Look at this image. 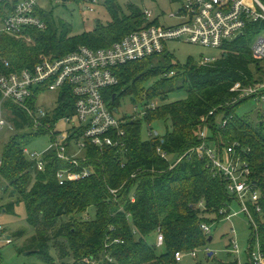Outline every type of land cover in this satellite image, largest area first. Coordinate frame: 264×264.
Masks as SVG:
<instances>
[{"label": "trees", "instance_id": "obj_1", "mask_svg": "<svg viewBox=\"0 0 264 264\" xmlns=\"http://www.w3.org/2000/svg\"><path fill=\"white\" fill-rule=\"evenodd\" d=\"M104 2L111 20L104 24L97 20L93 30L80 35L71 36L70 28L54 16V9L42 8L39 15L48 27L43 31L31 28V42L1 36L0 74L33 66L44 53L59 58L81 45L96 48L112 45L146 24L141 5L123 4L120 0ZM5 5L0 0V15L4 14ZM263 32L264 22H250L244 34L230 41L231 47L210 65L197 61L180 65L166 49L162 55L122 66L120 84L105 90L112 109L118 108L126 95L145 109L156 98L161 104L146 109L144 116L125 124L126 153L108 150L103 154L96 147H90L88 160L83 164L93 167V176L82 180L60 185L56 173L70 164L59 159L54 150L45 154L46 170L37 169V161L30 159L24 148L32 139L49 131L35 130L25 111L5 102L16 131L1 158L0 185L4 180L5 191L16 201L2 205L0 211H15L21 203L26 206L33 233L20 251L35 253L46 264H57V260L59 264H84L85 258L103 251H110L114 257L109 264H180L175 257L177 251L207 246L209 234L201 225H213L216 219L206 215L220 216L216 223L226 219L235 196L228 192L223 175L213 168L208 157L190 152L176 162L198 147L199 132L209 117L208 140L215 147L238 141L242 144L239 150L248 149L245 157L252 169V179L261 185L264 193V112L260 110L255 119L240 117L237 108L245 100H256V97L241 98L240 91L232 90L237 83L246 88L264 82V63L254 58L250 42L253 36ZM4 60L11 66L7 67ZM151 79L156 82L145 89L143 81ZM181 92L185 98L171 99L172 94ZM58 99V106L49 112L45 121L54 124L63 116L74 114L73 98L61 93ZM226 120L227 125L223 126ZM144 121L163 123L168 127L167 133L161 136L152 131L151 138L144 139ZM158 148L176 159L161 157ZM112 189L119 191L114 193ZM260 202L261 213L253 207L252 211L258 221V236L264 251V195ZM85 214H90V218ZM158 230L164 233L163 245L158 246L157 241L149 244L146 237ZM25 234L26 230H20L15 236ZM116 239L120 242H115ZM251 244H255L254 238ZM160 247L166 251L160 254ZM69 259L76 262L71 263ZM221 264H240V261L234 258ZM247 264L252 263L249 260Z\"/></svg>", "mask_w": 264, "mask_h": 264}, {"label": "built area", "instance_id": "obj_2", "mask_svg": "<svg viewBox=\"0 0 264 264\" xmlns=\"http://www.w3.org/2000/svg\"><path fill=\"white\" fill-rule=\"evenodd\" d=\"M133 3L134 0H124ZM51 0H10L6 2L3 15H0V48L1 36L31 42L29 33L31 28L43 31L48 23L39 15L42 8H46ZM101 0H87L91 11H95V5ZM180 4L179 9L170 13L172 25H159L153 22L155 10L142 6L143 18L146 25L126 34L122 39L103 48L81 45L73 52L52 58L47 54H41L38 62L22 70H14L0 74V134L5 128L15 131L12 122L4 114L8 109L5 102L18 106L32 119L35 130L47 129L51 136L50 146L45 152L30 151L24 148V153L37 161L39 171L46 170V152L54 150L59 159L66 160L70 167L57 171L60 185L67 182L82 180L93 176V167L84 165L88 160L87 150L94 146L103 154L108 150H114L117 154H124L128 150L127 129L128 121H135L142 116H119L112 109L105 97V90L120 84V68L129 63L149 59L153 56L164 54L171 41H184L198 44L207 49H223L224 46L244 30L250 22H264V3L260 0H171ZM254 58L264 63V32L252 46ZM219 57H203L199 62L202 65H210ZM7 67L10 62L4 60ZM171 72L170 75H174ZM233 91H240L241 98L247 96L256 97L264 103V82L242 87L237 83ZM57 92V99L64 94L74 99V114L61 117L56 123L45 121L49 112V101L42 97L47 92ZM37 97L34 99L36 93ZM60 94V95H59ZM37 99V100H36ZM35 100L37 101L35 103ZM34 102V104H33ZM158 105L151 101L146 109H154ZM143 109V110H142ZM141 108L143 115L147 113ZM214 111L210 114L212 115ZM63 126L58 127L59 124ZM209 117L205 118V126L199 132L198 147L191 149L177 159L180 162L183 157L196 151L200 155L208 157L212 164L225 179V185L229 193L235 196L241 204V212L248 216L254 231L255 244H250L249 260L252 264H264V251L260 245L258 236V221L253 214L252 207L257 213H261V198L264 195L260 184L252 179V169L246 159L248 149L238 147L242 144L238 141L228 146L214 147L208 140ZM227 125V120L223 121ZM161 157L173 159V155L158 148ZM3 163L0 159V166ZM174 165H172L173 167ZM114 193L119 189H112ZM132 200H135L133 196ZM231 207V206H230ZM235 212L234 214H236ZM230 216L227 217L229 219ZM202 229L208 234L212 226L203 223ZM157 245L164 243V233L158 230ZM12 244L13 236L9 235L4 224L0 223V242ZM115 242H120L116 239ZM233 252L239 251L236 239L232 238ZM189 254L197 255L196 250ZM176 260L182 262L186 257L183 251H177ZM94 259V258H93ZM114 257L107 254L104 264L112 262ZM239 260V259H238ZM0 264H3V254L0 247ZM240 264L241 261H240Z\"/></svg>", "mask_w": 264, "mask_h": 264}, {"label": "rangeland", "instance_id": "obj_3", "mask_svg": "<svg viewBox=\"0 0 264 264\" xmlns=\"http://www.w3.org/2000/svg\"><path fill=\"white\" fill-rule=\"evenodd\" d=\"M9 1L10 0H6V2ZM120 1L123 4L126 3L124 0ZM133 2L137 3L138 5L145 6L146 8L155 10L156 15L152 18V20L159 25H172L174 22L169 17V15L170 13L178 10L180 6V4L171 2V0H134ZM104 4V0H101L99 5H95V11H91L88 7L89 4H87V0H82L81 2H77L76 0H51L46 8L54 9V16L60 18L61 22L65 23V25L70 28L69 34L71 36H74L93 30L98 24L97 20H100V22H102L103 24L111 20L110 13ZM4 7L5 6H3L2 8L3 11L5 10ZM260 35L261 34H257L256 36H253L251 38V46L255 44ZM230 44L231 43H227V45H225L223 49H207L201 45H194L180 40L169 42L168 50L174 56L175 62L185 66L188 62L191 61L200 62L205 56L220 57L231 47ZM146 82V80L143 81L144 88L149 89L151 85L156 82V79H151L149 82ZM145 89H143L144 91L142 94L144 98L146 97ZM171 96L172 100H178L186 97V95L182 92L174 93ZM42 99H46L49 101L50 104L48 107L52 110L55 108V105L58 101L57 92H47L42 97ZM152 101H155L158 106L161 104V101L158 98ZM139 105L140 103L135 104L133 102V97L126 95L124 98H122L121 104L116 111L118 112L117 115H119L120 117L129 115L144 116L143 112H141V108H144L145 106L140 107ZM237 109V113L240 117L243 118L247 116L251 119H255L258 117V113L260 112V110L264 112V103L251 98L242 102V104ZM4 114L8 117V119L9 116H11L8 111H5ZM61 126H63V124L60 123L58 127ZM143 127V138L146 140L151 138L150 134L152 131H154L155 133L158 132L161 136H164L168 130V127H166L163 123L158 122L149 123L147 121H144ZM15 131H11L8 128H5L4 131L1 132L0 158L3 157L6 145ZM25 132L30 133L31 131L26 130ZM209 135H211V132L209 133ZM50 142L51 136L46 134L35 137L31 140V143H28L27 145L30 151L43 153L50 146ZM212 144V146H216L215 143ZM173 159L176 158L173 156ZM3 185L4 180H2V183L0 185V207H2V205L4 204L16 201L15 198L10 195L9 191H5ZM235 212L237 213L234 214ZM91 213L92 217H94V208L91 210ZM85 215L90 218V214ZM206 216L210 219H216L214 221L215 224L211 225L212 229L211 233H209V238L212 237V240L209 241V239L207 238L206 243L209 241L207 246H201L200 248H195L192 250H183V252L186 254V257L180 264H221V262H228L234 258H238L242 264H247L249 262V250L251 248L250 244L253 238V230L250 219L247 215L241 212L240 202L238 200H235V202L231 204L229 219L226 218L221 222L216 223V221L220 219V216H213L210 214H207ZM0 223L4 224L8 234L13 236L12 244H6L4 241L0 242L1 252L4 259L3 264H46L40 259L39 255L35 253L30 254L29 251H20L29 237H31L30 235L33 233V230L31 229L27 221L26 206H24L23 203L17 204L15 211H5V209H2V211H0ZM20 230H26V234L16 237V233ZM157 236L158 234L154 232L153 234L146 237V240L149 244L154 245L157 241ZM231 238L236 239L237 245L239 246L238 252L232 251L233 246L231 244ZM108 245L110 246V244ZM255 248H257L256 244ZM195 250L197 252L196 256L189 254L190 251ZM165 251L166 249L163 247H160L158 250L160 254ZM53 253L55 255L54 250ZM210 253H212L211 256ZM107 254H111V252H100L99 255L95 254V256L92 255L93 257L85 258L83 262L84 264H104V259ZM69 261L71 263L76 262V260L73 259H69ZM57 264H59L58 260Z\"/></svg>", "mask_w": 264, "mask_h": 264}, {"label": "water", "instance_id": "obj_4", "mask_svg": "<svg viewBox=\"0 0 264 264\" xmlns=\"http://www.w3.org/2000/svg\"><path fill=\"white\" fill-rule=\"evenodd\" d=\"M1 1H5V0H1ZM64 1H66V0H64ZM243 34H244V33L241 32V33H240L235 39L240 38ZM113 97H114V99H115V98H116V95L114 94ZM117 109H118V108H115V111H117ZM210 240H212V237L209 238V241H210ZM211 255H212V253H210V256H211Z\"/></svg>", "mask_w": 264, "mask_h": 264}, {"label": "crops", "instance_id": "obj_5", "mask_svg": "<svg viewBox=\"0 0 264 264\" xmlns=\"http://www.w3.org/2000/svg\"><path fill=\"white\" fill-rule=\"evenodd\" d=\"M173 156H174V155H173ZM174 157L176 158V156H174ZM1 158H2V157H1ZM1 158H0V159H1ZM3 260H4V259H3Z\"/></svg>", "mask_w": 264, "mask_h": 264}]
</instances>
